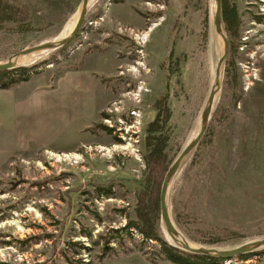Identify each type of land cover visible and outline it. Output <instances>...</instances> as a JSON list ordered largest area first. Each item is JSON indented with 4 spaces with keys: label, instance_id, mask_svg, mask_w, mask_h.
I'll use <instances>...</instances> for the list:
<instances>
[{
    "label": "rangeland",
    "instance_id": "rangeland-1",
    "mask_svg": "<svg viewBox=\"0 0 264 264\" xmlns=\"http://www.w3.org/2000/svg\"><path fill=\"white\" fill-rule=\"evenodd\" d=\"M22 1L32 9L33 24L48 27L38 44L67 36L83 0ZM96 2L90 1L65 51L21 57L19 66L36 65L30 78L56 79L87 63L98 77V113L78 129L51 133L44 139L47 146L32 145L9 157L6 149L17 143L0 129V264H176L158 241H143L137 229L133 234L115 229L135 218L146 169L144 128L155 117L156 97L169 88L176 142L186 146L199 132L224 48L214 22L207 41L203 32L209 6L214 16V1L105 0L91 19ZM238 4L239 86L224 71L179 203V231L196 245L222 250L264 238V0ZM7 40L0 33V61L14 54ZM177 56L181 83L169 67ZM188 161L171 192L180 188ZM217 236L228 239L213 246L196 243ZM240 255L221 257L218 264H264V253Z\"/></svg>",
    "mask_w": 264,
    "mask_h": 264
},
{
    "label": "trees",
    "instance_id": "trees-1",
    "mask_svg": "<svg viewBox=\"0 0 264 264\" xmlns=\"http://www.w3.org/2000/svg\"><path fill=\"white\" fill-rule=\"evenodd\" d=\"M104 1L105 0H97L96 3L98 5L92 8V11H90L92 14L89 16V18L92 19L98 16V14L100 13L99 6L104 3ZM230 2L231 0H226V2L223 3V7L221 10V15H223V28L231 41L230 55L226 61L224 71H226L227 73L231 72L232 83L235 87H238L239 76L237 74L235 55L237 54V50L239 47L237 39H239L238 37L240 36V25L236 18L237 9L235 5L233 6ZM206 14V18L205 20H203V32L205 35V40L207 41V35L212 27V22H214V16L212 18L210 6ZM50 24L51 23H48L49 26H51ZM46 28H48L47 25L36 26L33 24L32 9L26 2L22 0H0V33L7 35L8 40L6 41V44L10 47L11 53H15L34 44L35 40H37L41 36V34L44 33ZM67 46L68 44L56 50L63 52L65 51ZM180 63L181 59L179 56H177L171 58L169 65L172 74H176L179 81L182 76ZM34 66L36 65H18L14 68L1 70L0 87H8L19 80H28L32 73V69H34ZM168 89L158 97H156L153 103V108L156 111L155 117L151 121H149L144 128L145 149L143 158L146 164V169L144 171L143 181H140V187L136 192L137 205L135 206V218H130L124 227L115 230L119 232L121 230H127L130 234H133L132 229H137L143 236V241L149 242L151 244L152 240L158 241L159 245L161 246V251L165 254V257L176 264H218L222 260L221 257L201 255L187 251L177 246L176 243L168 235L162 218L160 194L164 178L170 166L173 164L180 152L185 147V143L175 141L173 132L170 128L173 109L170 103L171 94ZM103 115L105 117L108 116V114L106 113H103ZM220 115L223 119H226L228 114H226V110H223L221 111ZM88 128V130L91 131L95 130L93 129V127ZM202 143L203 139L198 143L195 149L192 150V152L183 162V165H185V163L192 156L190 161H188V165L184 172L180 188L173 189L171 192V188L176 177L174 178L170 186L168 200L169 211L171 218L178 230H181L179 225V218L181 217V212H179V203L181 200L182 189L183 187H185V183L187 182L190 168L196 162V160L193 159L196 156L197 148ZM41 183H43V181L35 182V184ZM100 188H102V186H100L99 189ZM230 232L232 234H235V231L233 230H230ZM205 238L208 237L205 236ZM225 239H228V237L217 236L211 237L206 241H198L196 243L201 245L213 246ZM68 244L74 245L76 243H73V241H69ZM82 247L87 248L84 245H82ZM108 248L109 246L106 244L105 250H107ZM260 253H264V247L252 252L241 254L239 257L245 259L252 254ZM66 256L68 255L66 254Z\"/></svg>",
    "mask_w": 264,
    "mask_h": 264
},
{
    "label": "crops",
    "instance_id": "crops-1",
    "mask_svg": "<svg viewBox=\"0 0 264 264\" xmlns=\"http://www.w3.org/2000/svg\"><path fill=\"white\" fill-rule=\"evenodd\" d=\"M86 64L66 69L56 79L40 74L0 87V129L17 143L6 149L8 157L32 145L47 146L44 139L51 133L57 137L65 127L71 131L94 120L98 77ZM76 121L82 122L77 126Z\"/></svg>",
    "mask_w": 264,
    "mask_h": 264
},
{
    "label": "water",
    "instance_id": "water-1",
    "mask_svg": "<svg viewBox=\"0 0 264 264\" xmlns=\"http://www.w3.org/2000/svg\"><path fill=\"white\" fill-rule=\"evenodd\" d=\"M91 0H83L82 4L80 5L79 12H78V18L76 20L75 26L72 29V31L64 37H59L56 40H50L45 41L38 44L30 45L24 49H21L5 60L0 61V71L6 70L10 68H14L19 65L20 58L29 54H36L39 52L49 51V50H56L69 42H71L76 35L78 34L79 30L81 29L84 20L88 13V8L90 5ZM214 1V25L217 34L222 38L224 41V48L223 52L219 58L217 68H216V76L215 80L213 82L211 91L208 95V98L206 100L205 106L203 108L202 114H201V126L199 129V132L197 135L186 144V146L183 148V150L180 152L176 160L173 162V164L168 169L166 176L164 178V182L161 188V194H160V201H161V212H162V218L166 227V231L168 235L171 237V239L176 243L177 246H179L182 249H185L187 251L201 254V255H209L214 257H226V256H234V255H240L247 252H252L258 249H261L264 247V238L257 239L254 241H251L249 243L243 244L237 248L230 249V250H222V249H216V248H208L205 246L196 245L192 242H190L174 225L170 211H169V189L171 186L172 181L174 180L176 174L178 173L181 165L183 164L186 157L192 152L193 149L198 145V143L201 141L202 137L206 133L210 116L213 110L215 98L217 96V93L220 89L222 78L224 75V69L226 65V61L228 59L229 55V38L223 28L222 24V0H213Z\"/></svg>",
    "mask_w": 264,
    "mask_h": 264
},
{
    "label": "flooded vegetation",
    "instance_id": "flooded-vegetation-1",
    "mask_svg": "<svg viewBox=\"0 0 264 264\" xmlns=\"http://www.w3.org/2000/svg\"><path fill=\"white\" fill-rule=\"evenodd\" d=\"M225 2H226V0H222V7H223V3H225ZM230 3H231L233 6L235 5V7H236V9H237V16H236V18H237V20H238L239 25L242 26V23H243V15H242V13H241V10H240L239 4H238V0H231ZM222 16H223V15H222ZM258 18H263V17H258V16H257L256 20H257Z\"/></svg>",
    "mask_w": 264,
    "mask_h": 264
},
{
    "label": "bare ground",
    "instance_id": "bare-ground-1",
    "mask_svg": "<svg viewBox=\"0 0 264 264\" xmlns=\"http://www.w3.org/2000/svg\"><path fill=\"white\" fill-rule=\"evenodd\" d=\"M23 58V57H22ZM20 60H21V58H20ZM52 155H55V156H59V154H57V153H54V152H50Z\"/></svg>",
    "mask_w": 264,
    "mask_h": 264
},
{
    "label": "built area",
    "instance_id": "built-area-1",
    "mask_svg": "<svg viewBox=\"0 0 264 264\" xmlns=\"http://www.w3.org/2000/svg\"><path fill=\"white\" fill-rule=\"evenodd\" d=\"M80 43V42H79ZM35 69H32V72H34Z\"/></svg>",
    "mask_w": 264,
    "mask_h": 264
}]
</instances>
